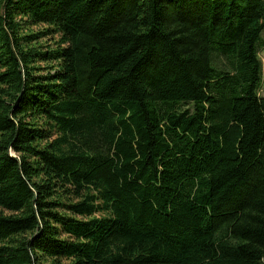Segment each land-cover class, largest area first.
Instances as JSON below:
<instances>
[{
  "label": "trees",
  "instance_id": "obj_1",
  "mask_svg": "<svg viewBox=\"0 0 264 264\" xmlns=\"http://www.w3.org/2000/svg\"><path fill=\"white\" fill-rule=\"evenodd\" d=\"M263 31L264 0H0V264H264Z\"/></svg>",
  "mask_w": 264,
  "mask_h": 264
},
{
  "label": "rangeland",
  "instance_id": "obj_2",
  "mask_svg": "<svg viewBox=\"0 0 264 264\" xmlns=\"http://www.w3.org/2000/svg\"><path fill=\"white\" fill-rule=\"evenodd\" d=\"M38 29H36V30H38ZM258 54H259V57H260V59L262 61V66H263L262 84H261V89H260L259 93H260L261 97H264V31H263V33L261 35V39H260V42H259Z\"/></svg>",
  "mask_w": 264,
  "mask_h": 264
}]
</instances>
